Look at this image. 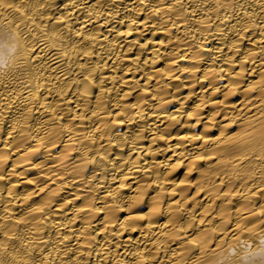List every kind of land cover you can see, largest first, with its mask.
<instances>
[{
    "label": "bare ground",
    "instance_id": "1",
    "mask_svg": "<svg viewBox=\"0 0 264 264\" xmlns=\"http://www.w3.org/2000/svg\"><path fill=\"white\" fill-rule=\"evenodd\" d=\"M0 264H264V0H0Z\"/></svg>",
    "mask_w": 264,
    "mask_h": 264
}]
</instances>
